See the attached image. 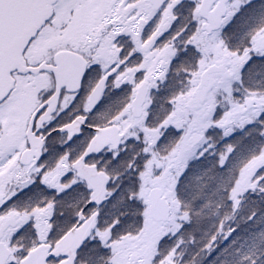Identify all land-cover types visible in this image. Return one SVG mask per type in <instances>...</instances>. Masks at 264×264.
I'll list each match as a JSON object with an SVG mask.
<instances>
[{"label":"snow or ice","instance_id":"snow-or-ice-1","mask_svg":"<svg viewBox=\"0 0 264 264\" xmlns=\"http://www.w3.org/2000/svg\"><path fill=\"white\" fill-rule=\"evenodd\" d=\"M0 264H264V0H0Z\"/></svg>","mask_w":264,"mask_h":264}]
</instances>
